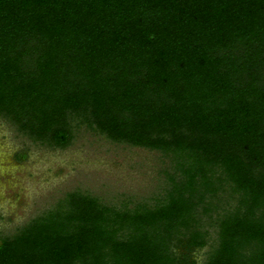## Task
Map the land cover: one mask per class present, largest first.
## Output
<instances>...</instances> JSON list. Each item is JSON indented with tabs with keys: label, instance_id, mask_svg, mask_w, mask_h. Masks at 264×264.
Wrapping results in <instances>:
<instances>
[{
	"label": "trees",
	"instance_id": "obj_1",
	"mask_svg": "<svg viewBox=\"0 0 264 264\" xmlns=\"http://www.w3.org/2000/svg\"><path fill=\"white\" fill-rule=\"evenodd\" d=\"M1 116L169 168L152 202L69 192L0 235V264H199L208 245L202 264H264V0H0Z\"/></svg>",
	"mask_w": 264,
	"mask_h": 264
},
{
	"label": "rangeland",
	"instance_id": "obj_2",
	"mask_svg": "<svg viewBox=\"0 0 264 264\" xmlns=\"http://www.w3.org/2000/svg\"><path fill=\"white\" fill-rule=\"evenodd\" d=\"M67 147L49 146L0 117V235L16 232L69 192L88 191L107 203L153 201L166 185L161 152L115 142L80 125ZM215 237L216 231L209 226ZM211 246L197 249L202 264Z\"/></svg>",
	"mask_w": 264,
	"mask_h": 264
}]
</instances>
